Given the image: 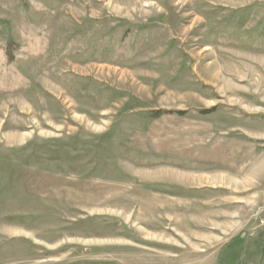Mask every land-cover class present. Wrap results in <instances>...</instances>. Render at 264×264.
Returning <instances> with one entry per match:
<instances>
[{"label": "rangeland", "instance_id": "obj_1", "mask_svg": "<svg viewBox=\"0 0 264 264\" xmlns=\"http://www.w3.org/2000/svg\"><path fill=\"white\" fill-rule=\"evenodd\" d=\"M0 264H264V0H0Z\"/></svg>", "mask_w": 264, "mask_h": 264}, {"label": "bare ground", "instance_id": "obj_2", "mask_svg": "<svg viewBox=\"0 0 264 264\" xmlns=\"http://www.w3.org/2000/svg\"><path fill=\"white\" fill-rule=\"evenodd\" d=\"M235 183V182H234Z\"/></svg>", "mask_w": 264, "mask_h": 264}]
</instances>
